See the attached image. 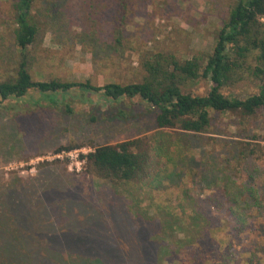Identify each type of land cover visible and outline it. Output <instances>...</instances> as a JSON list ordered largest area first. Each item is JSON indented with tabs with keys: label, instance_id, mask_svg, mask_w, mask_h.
Masks as SVG:
<instances>
[{
	"label": "rangeland",
	"instance_id": "obj_1",
	"mask_svg": "<svg viewBox=\"0 0 264 264\" xmlns=\"http://www.w3.org/2000/svg\"><path fill=\"white\" fill-rule=\"evenodd\" d=\"M14 1L0 0V79L19 57L10 37ZM233 1H140L128 16L127 45L168 48L181 59L210 53ZM39 7L47 25L32 47L30 71L38 81L90 80L102 88L107 80L122 83L137 73L130 51L120 63L110 49L107 24L115 20L117 0H40ZM251 86L240 84L234 93L242 98ZM57 101L56 107L42 103V110L31 104L0 110V264H178L186 243L181 226L195 237L202 230L208 239L207 219L221 222L214 204L223 215L240 195L247 226L238 241L263 247L264 157L237 165L235 143L257 133L264 146V116L247 128L232 114H215L208 133L194 134L158 128L156 112L141 104L107 105L96 97ZM242 129H248L245 137ZM140 138L162 159L164 171L152 187L114 185L86 173V163L78 173L68 159L53 160L70 143L94 150ZM165 216L176 224H166ZM233 251L238 256L245 250Z\"/></svg>",
	"mask_w": 264,
	"mask_h": 264
},
{
	"label": "trees",
	"instance_id": "obj_2",
	"mask_svg": "<svg viewBox=\"0 0 264 264\" xmlns=\"http://www.w3.org/2000/svg\"><path fill=\"white\" fill-rule=\"evenodd\" d=\"M117 1L119 11L117 15V10L115 12V20L107 24L114 46L110 49L120 63L130 51L139 67L135 69L136 74L122 83L107 80L101 88L90 80L80 82L57 78L38 81L31 74L32 47L47 23L39 14L40 0H15L9 23L10 37L19 57L16 65L6 64L8 72L0 79V110L17 111L25 104L42 110V103L58 106V98L73 100L76 97L87 102L96 97L107 105L141 104L149 112H156L158 128L194 134L208 133L215 114H232L239 119L240 126L247 128L255 126L254 122L264 116V0H234L227 20L215 33L212 52H195L189 59L179 58L168 48L145 50L128 47L125 30L128 16L132 13L131 6L150 0ZM4 56L0 43V58ZM245 82L252 86L241 98L234 91ZM66 108L68 113H73L70 106ZM242 130L245 137L248 129ZM82 145L70 143L57 151L69 152ZM235 145L238 149L237 165L250 158L264 157V146L258 142L257 133L249 134L247 139L239 140ZM157 154L153 144L141 138L99 146L84 157L85 172L114 185L146 184L152 187L164 171L161 156ZM159 186L164 184L158 182ZM243 201L246 200L240 195V199L232 202V207L230 204L231 211L229 209L223 215L219 203L214 204L215 213L221 215V222L218 226L207 219L205 227L212 226L211 237L205 238L202 230L197 232L200 249L195 235L181 226L186 243L182 241L185 246L177 257V263L264 264V245L248 247L244 245L245 240L244 244L238 241L239 237L245 236L247 226L242 213ZM259 206L264 210V196ZM197 220L201 226L205 224L201 218ZM165 223L176 224L166 216ZM233 248L245 251L236 256Z\"/></svg>",
	"mask_w": 264,
	"mask_h": 264
},
{
	"label": "built area",
	"instance_id": "obj_3",
	"mask_svg": "<svg viewBox=\"0 0 264 264\" xmlns=\"http://www.w3.org/2000/svg\"><path fill=\"white\" fill-rule=\"evenodd\" d=\"M93 152L91 149H81V150H75V151H62L58 152L56 155H54V159H68L70 162L69 169L71 171L81 172L83 169L84 164L86 163V160L84 159L85 156H87L89 153Z\"/></svg>",
	"mask_w": 264,
	"mask_h": 264
}]
</instances>
